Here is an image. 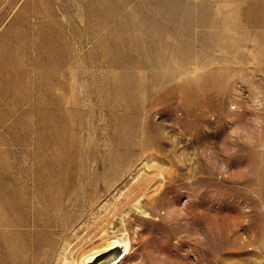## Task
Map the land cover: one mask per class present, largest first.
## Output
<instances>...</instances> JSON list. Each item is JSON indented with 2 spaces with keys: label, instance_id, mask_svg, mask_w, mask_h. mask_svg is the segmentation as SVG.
Masks as SVG:
<instances>
[{
  "label": "rangeland",
  "instance_id": "obj_1",
  "mask_svg": "<svg viewBox=\"0 0 264 264\" xmlns=\"http://www.w3.org/2000/svg\"><path fill=\"white\" fill-rule=\"evenodd\" d=\"M249 107L264 0H0V264L76 254L137 199L121 264H264V151L214 144Z\"/></svg>",
  "mask_w": 264,
  "mask_h": 264
},
{
  "label": "bare ground",
  "instance_id": "obj_2",
  "mask_svg": "<svg viewBox=\"0 0 264 264\" xmlns=\"http://www.w3.org/2000/svg\"><path fill=\"white\" fill-rule=\"evenodd\" d=\"M138 170L139 167H136L133 172ZM133 172L129 173L128 176L132 175ZM119 192L121 194V188L119 186L115 187L110 197L100 203L96 211H106L112 205L111 199L115 198ZM131 211L140 215L148 214L141 200L137 199L120 217L117 224L108 225L98 237L92 240L89 239L88 243L76 254H73L70 250L71 242L69 238L65 239L55 256L53 264H121L132 249L131 237L124 221V217ZM84 224L85 222L81 226ZM248 256L251 259L250 264H263L262 256L254 252H249Z\"/></svg>",
  "mask_w": 264,
  "mask_h": 264
},
{
  "label": "clouds",
  "instance_id": "obj_3",
  "mask_svg": "<svg viewBox=\"0 0 264 264\" xmlns=\"http://www.w3.org/2000/svg\"><path fill=\"white\" fill-rule=\"evenodd\" d=\"M229 107H231V104ZM226 119L232 123V127L229 128L219 143L214 142L223 157L227 159L234 158L240 153L242 148L264 151V109L257 110L249 107L248 114L244 119L240 121ZM165 131L167 132V130ZM202 158L207 160V154L205 153ZM219 166L228 171L227 160L221 162ZM164 222L170 227L173 226L169 221ZM205 239L206 237L191 225H184L181 233L177 235V243L186 242L193 246L202 245ZM174 260L175 258L169 256L167 253L149 249L147 261L141 257L139 264H173Z\"/></svg>",
  "mask_w": 264,
  "mask_h": 264
}]
</instances>
